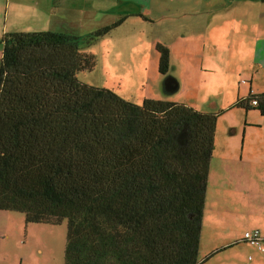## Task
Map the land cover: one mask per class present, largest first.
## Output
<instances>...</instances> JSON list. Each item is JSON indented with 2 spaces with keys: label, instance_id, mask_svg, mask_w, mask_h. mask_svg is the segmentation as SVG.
<instances>
[{
  "label": "trees",
  "instance_id": "1",
  "mask_svg": "<svg viewBox=\"0 0 264 264\" xmlns=\"http://www.w3.org/2000/svg\"><path fill=\"white\" fill-rule=\"evenodd\" d=\"M121 22L85 37L1 35L0 210L27 224L66 220L64 264H205L216 253L199 259L217 115L81 82L95 66L82 42ZM168 68L163 50L159 72ZM232 107L264 115V94Z\"/></svg>",
  "mask_w": 264,
  "mask_h": 264
},
{
  "label": "rangeland",
  "instance_id": "2",
  "mask_svg": "<svg viewBox=\"0 0 264 264\" xmlns=\"http://www.w3.org/2000/svg\"><path fill=\"white\" fill-rule=\"evenodd\" d=\"M56 5V0H0V37L4 33L58 30L59 20L63 15V20L74 23V32L78 33L76 35L85 37L97 31L99 24L117 22L123 18L118 16V5L96 6L94 28L91 29V25L86 24L87 19L82 25L81 17L79 21L76 20L79 11L61 8L59 2L58 7ZM81 6L82 3L79 7ZM113 9L115 11L112 12ZM40 10H51V18L40 16ZM142 12L147 10L143 8ZM165 14V21H170L168 10ZM125 20L126 24L88 45L82 42L81 51L94 56L95 66L92 70L78 72L77 78L90 86L111 90L119 98L136 105H141L144 100H159L183 103L199 112L217 115L199 248L201 259L206 254L207 247L219 248L221 237H238L243 234L246 226L252 224L264 226V207L261 204L264 202V192L255 191L262 189V179H252L254 186L250 192L242 188L241 179L236 178L237 172L226 178L219 176L216 170L219 148L227 137V128L238 123L232 109L223 111L237 101L236 92L226 89L223 95L221 91L226 85L223 81L227 79L226 67L223 64H208L216 59L211 57L215 52L211 47L216 44L213 37H207L209 50L205 51L206 62L203 63L198 49H186L184 35H180L181 40L175 44V48L166 49L171 33L166 35L164 28L157 29L149 23H140V19L134 16H128ZM163 50L169 52V68L166 73L161 74L159 61ZM222 51H218L221 56ZM1 52L0 43V64ZM218 59L221 61L223 58ZM174 79L180 85L176 90L170 84ZM244 79L246 77L238 78L236 75L229 86L236 89ZM230 181L235 183L233 189L227 187ZM66 234V220L59 225L27 224L24 214L0 210V264H64ZM243 250L255 252L256 248L243 244L233 248L231 251L236 256L233 260L237 264L247 262ZM211 264L231 263L218 255L211 260Z\"/></svg>",
  "mask_w": 264,
  "mask_h": 264
},
{
  "label": "crops",
  "instance_id": "3",
  "mask_svg": "<svg viewBox=\"0 0 264 264\" xmlns=\"http://www.w3.org/2000/svg\"><path fill=\"white\" fill-rule=\"evenodd\" d=\"M58 2L61 8L79 11L76 20L79 21L81 17L82 25L87 19L86 24L91 25V29L94 28L96 6L118 5V16L123 17L118 28L126 24L127 20L125 19L128 16L138 17L140 23H149L153 28H164L166 35L171 33L168 38V46H165L166 49L175 48V44L181 40L180 35H184L183 40L187 44L186 49H198L203 63L206 62L205 51L209 50L207 37L211 36L216 41V44L211 47L215 51L211 57L216 59H212L215 62H208V64H223L226 67L227 79L223 80L226 85L221 91L223 95L226 89H230V92H236L235 98L237 100H245L250 94H264V0H56V7H58ZM80 3H82L81 7H79ZM143 8L147 12H142ZM166 10H168L170 21H165L167 18ZM113 11L115 10L113 9ZM50 13L51 10H40V16L43 15L47 19L51 18ZM124 13L126 16H123ZM63 17L64 15L59 20L60 27L58 30L48 31L78 34L74 32V23L63 20ZM179 19H184V21H178ZM114 23L116 21L99 24V28ZM220 50H223L222 56L218 52ZM219 57L223 59L219 61ZM229 66L230 68H228ZM236 75L238 78L246 77V79L241 80L242 84H238L235 89L234 86L230 87L229 83L235 80ZM170 82L175 90L180 87L176 79ZM231 106L225 107L223 111L232 109L238 118V123L227 128L225 133L227 137L222 141L219 148L216 170L219 172V176L226 178L234 176L237 172L236 178L241 179L242 188H246L250 192L254 186L252 179L258 177L262 179V189L255 191L264 192V115L256 109L243 110L231 108ZM234 186L233 181L227 183V187L230 189H233ZM223 187L226 186L223 185ZM261 204L264 207V202ZM204 215L203 212L202 230ZM253 230L259 231L264 240V226L261 225L246 226L243 234ZM243 234L238 237L232 235H227L225 238L221 237L219 248L207 247L206 254L201 260L203 261L209 254L216 251L205 264H211V260L217 258L218 255L223 256L231 264H237L233 260L236 256L231 250L241 244L248 245L243 240ZM243 251L244 255L247 256L246 264H264V252Z\"/></svg>",
  "mask_w": 264,
  "mask_h": 264
},
{
  "label": "built area",
  "instance_id": "4",
  "mask_svg": "<svg viewBox=\"0 0 264 264\" xmlns=\"http://www.w3.org/2000/svg\"><path fill=\"white\" fill-rule=\"evenodd\" d=\"M255 104V103H254ZM243 239L250 245L262 251V242L257 230L247 231L243 234Z\"/></svg>",
  "mask_w": 264,
  "mask_h": 264
},
{
  "label": "water",
  "instance_id": "5",
  "mask_svg": "<svg viewBox=\"0 0 264 264\" xmlns=\"http://www.w3.org/2000/svg\"><path fill=\"white\" fill-rule=\"evenodd\" d=\"M170 84H171V82H170ZM171 87H172L173 89H175L173 85H171Z\"/></svg>",
  "mask_w": 264,
  "mask_h": 264
}]
</instances>
